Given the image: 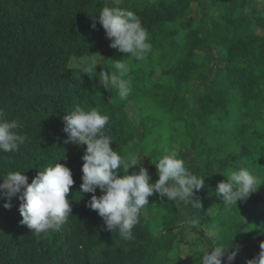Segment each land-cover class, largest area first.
I'll return each mask as SVG.
<instances>
[{
  "label": "trees",
  "instance_id": "obj_1",
  "mask_svg": "<svg viewBox=\"0 0 264 264\" xmlns=\"http://www.w3.org/2000/svg\"><path fill=\"white\" fill-rule=\"evenodd\" d=\"M103 4L139 17L152 45L143 60L110 47L98 22ZM98 57L95 71L71 66ZM121 59L131 87L125 99L98 77ZM77 103L106 114L113 149L141 160L129 174L143 166L154 183V163L175 149L206 178L194 197L202 208L154 194L133 240L108 230L87 206L93 194L80 190L86 145L66 142L64 117ZM131 103L142 114L138 123L127 110ZM0 112L29 138L18 151L0 152V183L16 171L31 183L58 162L75 181L68 194L73 215L39 237L20 223V194L10 201L0 195V264H199L205 251L221 245L236 252L231 264L259 254L264 183L230 209L215 189L227 180L221 173L239 167L264 182V0H0ZM95 195H102L99 188ZM193 216L199 224L189 227Z\"/></svg>",
  "mask_w": 264,
  "mask_h": 264
},
{
  "label": "clouds",
  "instance_id": "obj_2",
  "mask_svg": "<svg viewBox=\"0 0 264 264\" xmlns=\"http://www.w3.org/2000/svg\"><path fill=\"white\" fill-rule=\"evenodd\" d=\"M98 22L103 26L106 37L111 40L110 47L126 56L140 61L151 51V43L146 29L139 17L131 10L103 4L99 11ZM96 27V21L92 24ZM96 67V66H95ZM114 70H102L99 83L108 91H115L125 99L131 91L128 79V64L125 60H114ZM68 141L79 146L86 145L82 156V193H92L88 207L98 212L104 219L107 229L118 232L122 240H133V229L139 223L142 210L149 204V197L159 194L167 201L183 203L185 206L202 208L195 193L205 187V177L194 174L186 167L185 161L175 149H165L164 154L154 163L158 180L154 183L148 169L141 166L129 174V169L141 164L136 156H121L112 147L113 138L107 134L109 117L96 107L86 108L77 103L64 117ZM16 121H10L0 112V152L18 151L19 146L28 140L27 134L17 131ZM123 175H120V173ZM226 181L218 183L215 192L225 209H230L238 201L247 199L264 183L257 179L246 167H239L227 173ZM0 183V195L11 200L19 195V212L22 225L27 226L39 237L50 231H58L72 214L68 194L74 185L72 171L61 163L50 165L41 170L28 182L22 172H8ZM97 188L102 195H95ZM6 208L11 204L6 203ZM189 227L199 224L197 217L185 221ZM230 247L214 246L204 252L199 264H222ZM236 252L227 254L228 264L235 259ZM247 264H264V241L260 243L259 254Z\"/></svg>",
  "mask_w": 264,
  "mask_h": 264
},
{
  "label": "rangeland",
  "instance_id": "obj_3",
  "mask_svg": "<svg viewBox=\"0 0 264 264\" xmlns=\"http://www.w3.org/2000/svg\"><path fill=\"white\" fill-rule=\"evenodd\" d=\"M118 1V0H116ZM100 63V57L98 58H95V59H90V58H86V59H81L79 61H73L71 66H73L74 68H78V67H81V68H84L86 69L87 71H95L96 67L98 64ZM194 105L196 106V99H194ZM127 110L129 112V114L134 118V122L138 123L140 118H142V114H139V111L138 109L136 108L135 104L134 103H131L127 106ZM178 149V148H176ZM248 211V209H247ZM248 217H249V211H248ZM248 217L245 218L244 221H248ZM208 234L211 235V236H214L216 234V232L214 231H208ZM192 234L189 236V238H191ZM188 244L186 243H183V246H182V253H183V256L185 258H188L189 255H188Z\"/></svg>",
  "mask_w": 264,
  "mask_h": 264
}]
</instances>
